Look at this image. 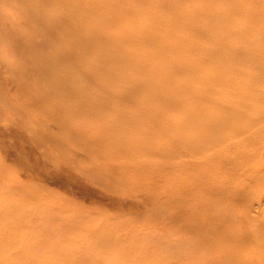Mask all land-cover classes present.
<instances>
[{
    "label": "bare ground",
    "instance_id": "obj_1",
    "mask_svg": "<svg viewBox=\"0 0 264 264\" xmlns=\"http://www.w3.org/2000/svg\"><path fill=\"white\" fill-rule=\"evenodd\" d=\"M235 1L241 5L243 0ZM118 2L0 0V67L7 68L8 88L37 89L24 95L20 91V103L15 105L0 102L6 128L24 132L39 118L37 124L56 131L46 135L48 141L63 143L76 155L65 162L70 184L111 193L158 192L143 203L109 204L116 210L157 205L134 211L135 218L147 219L146 227L122 223L107 230V222H101L69 243H52L58 250L55 263L67 258L97 264L112 257L122 262L135 253L137 260L126 264H264V26L244 47L208 49L201 39L218 35L198 26L208 9L182 12L180 18L187 19L190 29L179 33L169 17L160 21L133 3L120 12L108 11ZM145 2L161 8L177 1ZM249 13L257 16L264 9ZM130 14L139 26L118 22ZM223 14L218 18L211 13L210 21L228 24L231 15ZM194 37L200 44L186 52H206L196 60L177 58L176 53L183 51L180 43ZM218 55L215 76L176 80L186 72L196 74L200 64ZM152 59L156 64H149ZM158 72L161 76H156ZM28 108L40 116L24 119ZM27 140L43 139L27 135ZM35 153L45 160L56 158L45 150ZM94 159L104 164L97 167ZM77 170L81 176L74 173ZM108 170L113 179L105 173ZM155 221L166 224L148 227ZM69 223L74 227L82 220L74 217ZM70 225L44 223L41 228L56 234ZM105 232L109 235L103 236ZM141 240L158 253L141 247ZM74 244L81 249L72 250ZM22 246L16 251H32L31 246ZM5 252L8 248L0 246V256ZM10 260L0 258V264Z\"/></svg>",
    "mask_w": 264,
    "mask_h": 264
},
{
    "label": "rangeland",
    "instance_id": "obj_2",
    "mask_svg": "<svg viewBox=\"0 0 264 264\" xmlns=\"http://www.w3.org/2000/svg\"><path fill=\"white\" fill-rule=\"evenodd\" d=\"M96 1L99 2L103 0ZM176 1L177 2H175L171 6H163L161 8H157L150 2H145V0H120V2H118L116 5H111L108 11L120 12L128 3H133L138 7L140 11L143 12V14L151 11V13L149 14L159 18L160 21L162 19L166 20L169 17L170 20H173L172 28L175 31L182 33L185 32L186 28L188 27L187 19L182 20L180 18L182 12H184L188 8L190 9L191 7L194 9L199 7V9L204 10V12L206 9H208V16H201L202 20L198 26L201 27L204 25V27H206V32H208L210 35H212L213 33H216L218 35H212L213 37L207 36L201 40H204V45L208 49L216 45L217 47L222 48L223 51L228 50L229 47H244V44L251 39L253 33L258 28L264 26V14L256 16L254 14L250 15L249 13L250 11L254 13L255 9H264V3H257L254 0H243L241 5L235 0ZM258 1L264 2V0ZM154 4L158 5V2ZM235 9L238 10V13L234 11ZM168 12L171 14L170 16ZM213 12L217 13L218 18L226 15L223 13H229L231 15V18L228 20V24H226V22L224 24H218L216 20L211 22L210 14ZM132 17L133 16L131 14L129 16H122L119 18L118 22L127 21L135 26H139L138 23H134L132 21ZM166 25L167 23L163 26ZM164 38L169 39L172 37L165 36ZM197 40L200 39L194 37V41L189 42L187 40H184L183 42H181L180 47L183 49V51L181 53H176V57L191 61L196 60V57L201 56L203 53H205V49L202 52L198 53L193 51L186 52L191 48H196V46L200 44L198 42L194 43ZM252 46L254 45L252 44L248 46V48H251ZM139 48L143 50V47ZM136 49L138 48H135L133 50ZM218 58H220L219 55L209 57L210 60L208 62L202 63L196 68V74H193V72H186L176 80H190L191 78H193L191 76L197 78L196 75L215 76L218 71L214 63L217 62ZM156 62L157 59H152L150 60L149 64L154 65L156 64ZM145 69L146 68H144L143 70ZM6 70V67H0V102L3 104L5 103L4 105L11 106L15 105L16 103H20V99L17 98V95L20 91L22 92V95H24L26 93H31L37 90L35 89L36 87H24L22 89H20L21 87L17 89L12 87L8 88L10 81L8 79H5ZM139 72L140 71L136 70L134 73L142 75ZM156 76H161V73H156ZM198 80L202 81V79L200 78H198ZM197 83L198 85L194 84L193 82L194 86L197 88H202L203 84H201L200 82ZM186 84H189V82L186 81ZM10 92L15 93L10 94L7 97L6 95ZM24 114L25 115H22L24 119H30V117L34 118L35 116H40L32 108H28L26 110V113ZM45 118H48V116ZM36 120L37 123L40 122V119L36 118L35 123H32V125H30L28 129L26 128L27 130L25 129L24 132H20L21 129H19V126H16L19 130H11L9 128H6V122L3 119H0V246L4 247V249L8 248V252L1 254L0 258H7L9 260L12 259L10 260V264H56L55 262L58 260V258H56L54 254L56 255V252H58V250L52 249V243H60V245L69 243L70 240H74L75 237L86 235L90 228L97 226V224L101 222H107V230L109 229V227L113 228L116 225L122 223H124L128 228H143L147 226V219L135 218L134 215L136 213L134 211H141L142 209H148L147 211H149L151 210V208H156L157 205H148L149 208L146 209L134 207L132 208L133 210H116L113 209L114 207L111 208L112 206H110L109 204L124 202L129 205L130 202L132 203L134 201L143 203V200L155 195L156 193H158L157 191L143 190L139 192L138 190L130 191V189H122L120 193H111L101 192V189L95 186L83 187L80 185L77 186L70 184L69 177L65 175V162H67L70 157H75V152L73 154H70V151H67L68 147L63 146V143H52L48 141V136L46 135L48 133H51L53 135L56 131H54L53 133V129L51 127L47 125H39L36 123ZM27 135H31L34 138H40L43 140L32 142L27 140ZM36 150H45L48 154L56 155V158L52 160H45L43 156H39L38 154L36 155ZM76 152L79 153V150ZM149 157V159L154 160L153 157ZM92 162L93 165L97 167H100L104 164L101 160L94 159L92 160ZM59 171L60 173H58ZM76 172H78V175L81 176V171H74V173ZM105 173L108 174L111 179H113L112 172L108 170L105 171ZM90 178L91 177H86L87 180H89ZM92 180L94 179L92 178ZM112 184L113 186H115L114 183ZM39 186H43V191H39ZM165 188L166 190L164 191V193H168L167 187ZM35 208H37L38 210L36 209V211ZM10 210H12L13 212H11ZM74 217H76L77 220L81 219L82 223H76L74 227H71V223L69 222ZM111 220H113V222H111ZM159 222L161 221H155L153 224L150 223L148 224V227H157V224H159ZM44 223H51V225L58 226L68 223L71 228L66 232L58 231L56 234H49L47 230L41 228L42 224ZM161 224L166 223L163 221L161 222ZM30 227L32 228V230ZM25 234H27L28 236H25ZM102 235H109V232H105ZM36 236L47 237V239H44L42 241H34L33 237ZM120 237L121 236L115 237V239L117 238V242H119L118 240ZM141 242L142 240L139 243L141 247L148 246L150 247L149 249H152L154 252L158 253L152 244H147L145 242L143 244ZM22 245L31 246L32 251H16L19 247H23ZM123 248L127 249L126 246H122L121 249L123 250ZM71 249L74 251H78L81 249V246L80 244H74ZM43 250L46 253H44ZM134 254H131L132 258L130 257V259H126L125 261L122 260V262H114L112 261V257L111 259L104 258L103 260L107 262L99 261L97 264H126L127 260H137L135 258L136 255ZM28 257H33V259L26 260V258ZM61 260L65 261H61V264H93L91 262L79 263L67 258H62ZM156 262L157 261H144L140 263L156 264Z\"/></svg>",
    "mask_w": 264,
    "mask_h": 264
}]
</instances>
